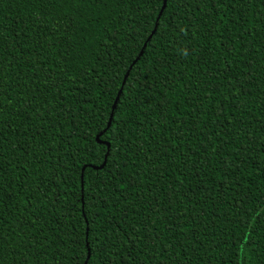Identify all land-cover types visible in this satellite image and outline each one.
Here are the masks:
<instances>
[{
  "label": "trees",
  "instance_id": "16d2710c",
  "mask_svg": "<svg viewBox=\"0 0 264 264\" xmlns=\"http://www.w3.org/2000/svg\"><path fill=\"white\" fill-rule=\"evenodd\" d=\"M226 2L227 6L200 12L195 4L182 12L163 7L159 14L163 0H78L75 4L0 0V24L7 30L0 56L5 65H12L8 69L9 91L16 100L25 92L30 97L25 108L18 103L11 106L2 134L13 141L19 139L29 153L44 155L41 143L48 146L49 153L37 171L34 160L28 167L30 155L26 160L19 145L5 141V203L10 211L5 210L3 219L8 225L4 231L10 249L26 251L32 245L25 235L27 221L17 227L13 219L23 204L19 196L11 202L8 196L18 192V184L35 187L42 179L41 187L51 192L43 201L48 207L33 211L45 218L51 245L59 243L52 227L58 217L68 226L61 233L64 235L69 228L84 232L83 217L87 215L101 236L116 239L118 255L134 257L130 264H264V221L257 222L249 211L260 210L258 189H264L260 179L264 84L259 83L264 80V24L259 23L258 9L237 3L234 10L231 0ZM162 28L167 29L164 39H160ZM181 28L190 35L175 36ZM186 50L191 56L185 57ZM161 56L168 57L179 78L174 77L172 91L164 93L167 107L163 111L158 104L160 84L149 91L143 83V76L149 75L147 69L157 65ZM135 57L139 59L133 63ZM250 64L255 73L245 71ZM73 77L79 79V86L70 83ZM167 79L162 71L158 73L157 81H164L165 87ZM16 80L21 81L19 88ZM183 81L188 82L186 88L180 87ZM197 84L215 89L209 100L203 101L204 108L199 105L202 97ZM117 85L124 91L114 104ZM243 88H251V95L241 97ZM233 92L238 97L235 105ZM34 95L35 101L31 99ZM45 100L50 107L44 105ZM190 104L196 107L195 114ZM41 108L44 112L38 114ZM129 112L134 113V119L129 118ZM194 115L198 119L193 120ZM109 120L113 127L100 137L102 142L97 141L95 134ZM113 128L127 140H113ZM34 131L39 132V143L30 139ZM178 135L179 140L175 139ZM85 136L95 146L97 157V163L87 170L75 161L74 152L78 144L86 143ZM106 143L112 146L111 153ZM249 143L253 145L250 149ZM121 148L114 161L112 153ZM217 148L219 156L214 151ZM105 156L109 162L105 170L111 166L113 173L112 180L104 177L107 189L103 184L97 187L94 177L88 175ZM8 160L12 164H7ZM226 165L234 171L224 179L222 168ZM177 169H183L184 174ZM40 172L45 176L39 177ZM180 180L184 181L182 188ZM118 181L124 182L123 190ZM171 192L180 197L174 207H169L175 200V196L169 200ZM58 198L63 204L53 214ZM157 201L162 205L159 209L153 206ZM173 212L180 219L178 227L169 231L171 223H176L168 219ZM141 224L151 225V235H158L159 240L153 247L142 237L138 245L141 254L137 255L128 252L120 238L125 231L140 234ZM10 259L6 257L5 264Z\"/></svg>",
  "mask_w": 264,
  "mask_h": 264
},
{
  "label": "snow or ice",
  "instance_id": "6c2138e0",
  "mask_svg": "<svg viewBox=\"0 0 264 264\" xmlns=\"http://www.w3.org/2000/svg\"><path fill=\"white\" fill-rule=\"evenodd\" d=\"M48 0H35V3L37 4H46ZM68 4H75L78 3V0H65ZM115 3H119V0H113ZM232 2V8L235 10L237 3H243L246 8H256L258 9V20L260 24H264V16H261L260 13H264V0H231ZM195 4L196 11L200 12L204 9L210 8V9H217L220 6H227L226 0H163L164 7L169 8V10L176 8L179 9L181 12L186 8H191ZM201 5L204 6V8H201ZM190 23V21H189ZM237 23L239 21L237 20ZM70 26V25H69ZM66 26V27H69ZM167 29H161V37L160 39H164L163 33L166 32ZM247 31V30H246ZM7 34V30L3 27L2 24H0V48L3 47V39L4 36ZM175 36L183 35L184 37H187L190 35V33H187L184 31V29H180L178 33H174ZM150 38V37H149ZM175 51V49H174ZM191 51L186 50L185 57L191 56ZM177 56H179V53H176ZM139 57H135L133 59V63L135 60H138ZM158 65V67H157ZM157 65H154L153 68L147 69L149 72V75L143 76V83L147 84L149 86V91H151V87L159 83L160 87L158 88V91L162 94V98L160 101H158V104L161 107V110L163 111L167 105V96L164 95V93L171 92L172 91V85L175 82L173 79L176 77V73L172 71V62L169 61L167 56H161L158 61ZM12 65L8 64L5 65L3 57L0 56V264H5V258L10 257L9 264H51V262H56V264H130L132 260H134V257L126 256V255H118V252L120 251V248L117 246L116 239L109 240L108 237L101 236L99 232L97 231L95 227V221H90L85 215L83 217L84 224L86 225L85 231L80 232L79 229L73 230L72 228H69V230L64 233V235H61V233L64 231L67 225L61 223L60 217L57 218V221L52 225V227L55 228L56 237L58 238L59 243L56 245L49 244L50 236L48 234L47 228L48 225L45 223V218L42 216H38L36 212L33 211V209H40V208H47L48 205L43 203V201H46L48 199V196L51 194V192L46 189L42 188L41 185L45 182L44 180H40L39 183L33 187L31 184H18V192H13L10 196H8V201L11 202L13 200L17 199V196H19V202L23 204L22 208H18L17 212L19 215H16L13 217L15 220L17 227H19L20 223H23L24 221H27L25 224V235L29 236V239L31 241V247L28 248L26 251L23 248L18 249H10V246L7 243V240L5 239V231L4 229L8 227V225L5 223V220L3 219L5 210L8 209V205L5 203V179H6V164H5V141L7 140V143L9 145L15 143L16 145H19L20 154L25 156L26 160L31 156L30 160H27L28 167L31 168L32 160L36 161V169L39 171L40 163L44 159V156H46L48 153V146L43 145L41 143V147L44 149V155L38 154L37 152H31L24 149L23 144H21L20 140L17 139L15 141L8 138V136L2 134L3 128H4V122L5 118L8 114V112L11 110V106L15 104H19L21 108H25V102L30 99L27 92L23 93V95L19 98V100L14 99V93H11L9 91V88L12 87V85H9L8 83V69L11 68ZM142 67V66H141ZM251 69L252 73H255V69L252 68L251 64L249 65L248 69H245V71H248ZM264 70V69H262ZM60 72H63V69L59 70ZM139 71V69H138ZM163 72L164 76L167 77V85L165 87L164 81H157V76L159 72ZM51 77H49L50 79ZM111 79V77H110ZM127 77H125V80ZM178 80L179 78L176 77ZM212 82H215V77L212 78ZM24 83L26 84L27 81L25 80ZM64 81H61V84H63ZM70 83H75L79 86V79L76 77H73ZM187 81H183L180 83L181 88L187 87ZM223 83V81H221ZM247 83V82H245ZM259 83L264 84V80L260 81ZM21 86V81L16 80L15 87L19 88ZM232 88H236V85H231ZM117 88L123 92V86L117 85ZM197 88L200 91V96L202 99L199 100V105L201 108L206 107V105L203 103L204 100H209V97L215 89L212 88H205L201 84H197ZM35 91L38 93L39 88L35 89ZM84 95H87V93H84ZM251 95V88H243L240 90V96H250ZM152 98V97H150ZM32 100H36V96L31 97ZM225 99H228V97H225ZM238 97L236 96L235 92L231 95V101L235 105ZM253 99H255L253 97ZM118 100V97H117ZM210 102V101H209ZM44 105L46 107H50L49 102L47 100L43 101ZM31 105H28V108H30ZM191 111L195 114L196 113V107L190 104ZM27 110V109H26ZM221 110H223V106L221 107ZM44 109H38V114L43 113ZM129 118H135L134 113L129 112L128 113ZM97 120L100 119L99 116L95 117ZM217 118L218 115H217ZM198 119L197 115L193 116V120ZM142 123V121H141ZM29 128H25L24 131L28 132L30 130ZM113 124L112 121L109 120L105 127L101 129L97 134H95V139L97 141L100 140L101 136H104L105 132L108 131L109 128H112ZM193 128L198 127L196 124L192 125ZM9 136L11 133L8 134ZM193 135H195V132H193ZM123 137V139L127 140L126 136H123V133H121V136L116 135V130L113 128V135L112 139L117 140ZM34 142H40L39 141V132L34 131L32 133V136L30 137ZM83 139L86 141L85 144H78L76 146V149H74V152L77 153L75 156V161L79 162V165L87 170L91 167L94 163H97V157H96V149L95 146L91 143L90 140L85 136ZM175 139L179 140L180 136L178 135L175 137ZM133 144L135 141L132 142ZM253 145L251 143L248 144V148L250 149ZM222 147V146H221ZM261 147L264 148V142L261 143ZM242 151H245V149H241ZM13 151H16V149H13ZM108 151L112 152V146H108ZM123 151V149H117V152L112 153V158L115 161L117 155L119 152ZM217 156L220 155V148L214 149ZM233 152H235V149H232ZM244 161L241 160V163ZM108 157L105 156L102 161L98 162V166L95 170V172H89L88 175L90 177H94V181L96 182V186L100 187V185H104V188L107 189V184L105 183L104 177H107L108 180L113 179V173L112 168L109 166L107 170H105V165H107ZM210 163V161H209ZM7 164H12L11 160L7 161ZM75 166V163L74 165ZM21 170H24V165L20 166ZM217 168L220 169L221 166L217 165ZM177 171L183 175V169H177ZM222 171L224 173V179L228 178V174L231 171H234V169L231 168L230 165H226L222 168ZM260 179L264 181V164L260 165ZM100 173H103V176L100 175ZM27 173L25 175V178L27 179ZM45 176V173L40 172L39 177ZM37 177V178H39ZM49 179H52L53 177L49 176ZM83 179V177H81ZM161 179H163V174H161ZM119 186L121 187V190H123L124 182L118 181L117 182ZM184 181L180 180L178 186L182 188ZM164 191L168 192L170 189H165ZM258 191L261 194V198L258 200V207L259 211L255 209H249V211L254 213V219H256L257 222L264 221V189H258ZM172 196H175V200L171 202L169 207H174L176 203L179 202L180 197L176 195L175 192H171V195L169 196V200L171 201ZM121 197H117V199H120ZM247 198V193H246ZM162 199V197H161ZM63 204V200L60 198L57 199L55 202V206L52 208L53 214L57 211V209ZM15 206V205H13ZM157 209H159L162 205L159 201H157L156 204L153 205ZM195 209V205H193V210ZM10 211V209H8ZM239 211V206L236 209ZM151 216V213H149V217ZM23 217V220L21 219ZM168 219L170 222H176L171 223L169 231H171L172 228L178 227V221L180 219L179 214L173 212L171 215L168 216ZM184 219L187 221L188 218L184 217ZM190 223V221H188ZM117 227H121L119 224ZM133 228H136V225L133 224ZM141 228L143 231L140 234H129L127 231L124 233V237L120 238L122 241V245L127 246L128 252H134L137 255H140V251L138 250V245L141 243V238L146 237L149 240V246H155V242L159 240V236H152V228L151 225H144L141 224ZM111 231V229H110ZM180 232L184 231V228H179ZM13 233L16 237L20 238V233L16 232L15 229H13ZM30 234V235H29ZM43 237V240L41 241L40 238ZM38 241H40L38 243ZM29 241L26 240L25 243H28ZM187 251V249H185ZM21 252H24V255H21ZM163 253L165 256L168 255V249H163ZM153 257H155V254H153ZM190 264V261H189Z\"/></svg>",
  "mask_w": 264,
  "mask_h": 264
},
{
  "label": "water",
  "instance_id": "95a60500",
  "mask_svg": "<svg viewBox=\"0 0 264 264\" xmlns=\"http://www.w3.org/2000/svg\"><path fill=\"white\" fill-rule=\"evenodd\" d=\"M163 7H164V5L162 4V7H161V10H160L159 14L161 13ZM155 26H156V25H155ZM154 29H155V27H154ZM154 29H153V31H154ZM153 31H152V32H153ZM151 34H152V33H151ZM119 93H120V90L118 91V94H117V96H116V98H115L114 104H115V102H116V99H117ZM99 142H102V141L99 140ZM106 146H107V149H108V146H109L108 143H106Z\"/></svg>",
  "mask_w": 264,
  "mask_h": 264
}]
</instances>
